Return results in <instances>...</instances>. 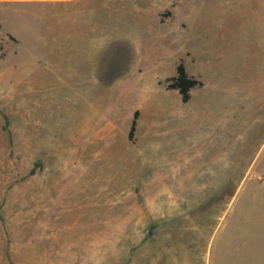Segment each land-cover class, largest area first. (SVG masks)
I'll return each mask as SVG.
<instances>
[{
	"label": "rangeland",
	"instance_id": "rangeland-1",
	"mask_svg": "<svg viewBox=\"0 0 264 264\" xmlns=\"http://www.w3.org/2000/svg\"><path fill=\"white\" fill-rule=\"evenodd\" d=\"M0 264H264V0H0Z\"/></svg>",
	"mask_w": 264,
	"mask_h": 264
},
{
	"label": "trees",
	"instance_id": "trees-1",
	"mask_svg": "<svg viewBox=\"0 0 264 264\" xmlns=\"http://www.w3.org/2000/svg\"><path fill=\"white\" fill-rule=\"evenodd\" d=\"M168 82H169L167 86L168 89L176 91L180 96L181 102L184 104L189 101L191 90L201 86L200 81H198L193 77H190L187 74L183 62H179V64L175 69V76L169 79ZM138 117H139V112L135 111L133 113V118L127 135L128 141H133L134 139L136 122Z\"/></svg>",
	"mask_w": 264,
	"mask_h": 264
}]
</instances>
